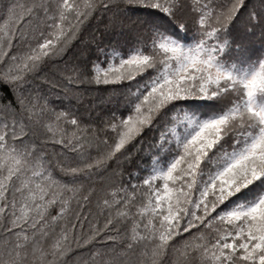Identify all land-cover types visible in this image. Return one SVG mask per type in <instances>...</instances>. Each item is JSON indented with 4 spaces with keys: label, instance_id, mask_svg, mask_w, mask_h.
Instances as JSON below:
<instances>
[{
    "label": "snow or ice",
    "instance_id": "snow-or-ice-1",
    "mask_svg": "<svg viewBox=\"0 0 264 264\" xmlns=\"http://www.w3.org/2000/svg\"><path fill=\"white\" fill-rule=\"evenodd\" d=\"M0 264H264V0H0Z\"/></svg>",
    "mask_w": 264,
    "mask_h": 264
},
{
    "label": "trees",
    "instance_id": "trees-1",
    "mask_svg": "<svg viewBox=\"0 0 264 264\" xmlns=\"http://www.w3.org/2000/svg\"><path fill=\"white\" fill-rule=\"evenodd\" d=\"M237 39L240 42L241 50L239 52H234L232 55L233 57L243 58L247 55H251L259 48V36H247L243 33V29L241 28L237 33ZM123 42L121 41V44ZM95 95V93H93ZM111 95V93H109ZM87 115V113H84ZM79 227V226H78ZM88 224H84V229L87 230ZM71 258V257H69Z\"/></svg>",
    "mask_w": 264,
    "mask_h": 264
}]
</instances>
